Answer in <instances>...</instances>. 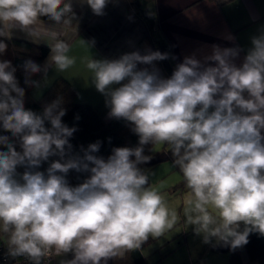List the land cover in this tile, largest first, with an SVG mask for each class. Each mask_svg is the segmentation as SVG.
Masks as SVG:
<instances>
[{
  "label": "clouds",
  "instance_id": "1",
  "mask_svg": "<svg viewBox=\"0 0 264 264\" xmlns=\"http://www.w3.org/2000/svg\"><path fill=\"white\" fill-rule=\"evenodd\" d=\"M79 2L103 16L112 0ZM42 18L49 22L43 31ZM77 19L73 0H0V56L14 31L46 43L50 54L43 66L32 59L21 65L24 85L40 89L51 69L62 73L76 63L54 29L75 21L77 31ZM241 51L212 45L202 59L185 56L169 77L156 62L170 54L159 50L88 59L109 118L126 121L138 137L137 146L114 147L107 158L97 155L100 141L74 152L70 140L77 129L62 120V98L39 113L26 109L17 68L0 59V232L6 255L30 264L69 254L60 264H108L172 230L178 213L140 167L152 159L145 155L148 145L171 153L188 190L184 223L203 243L234 251L252 233L264 237V30L251 37L238 64ZM40 74L41 80L33 79ZM71 171L88 175L73 186Z\"/></svg>",
  "mask_w": 264,
  "mask_h": 264
},
{
  "label": "crops",
  "instance_id": "2",
  "mask_svg": "<svg viewBox=\"0 0 264 264\" xmlns=\"http://www.w3.org/2000/svg\"><path fill=\"white\" fill-rule=\"evenodd\" d=\"M73 10L80 14L76 22L78 30L76 31L74 24L56 26L54 31L68 42L70 46L68 55L75 58L76 63L62 73L51 69L41 88H31L29 94L25 95V100L29 97L36 98L56 78L62 77L76 88V101L92 105L104 119H109V109L105 105V97L91 83V73L86 67L88 59H116L135 50L142 54L148 49L159 50L170 54L169 59L156 62L161 75L169 77L167 72L171 75L176 64L182 62L185 56L195 54L197 58L202 59L204 55L210 54L212 45H219L221 48L239 46L243 50L236 61L239 64L247 49L251 47V37L264 30V0H112L105 8L103 16L94 15L86 4L82 5L79 0H73ZM47 23L49 22L44 20V23L38 25L41 31ZM11 39L47 46L43 41L32 42L19 31H14ZM44 39L49 43L54 42L47 33L44 34ZM6 42L7 51L0 59L11 61L12 48L9 40ZM49 54L50 49L43 65ZM162 64L165 67H162ZM41 79L42 76L39 80ZM160 151L153 152L152 156L165 155L164 160L170 158L166 147ZM160 162L146 163L149 164L146 166L156 168ZM172 179L175 180L176 177ZM174 180L166 187L167 190L176 189ZM150 241L152 238L139 249L144 257L146 255L142 252V247ZM181 244L180 242L173 245L155 262L161 261L166 264L164 258ZM210 250L214 254H219L217 255L219 260L224 261L220 264H228L229 254L224 248L211 246ZM236 250L241 255L242 264H258L247 260L244 246ZM125 255L126 253L122 258ZM61 259H71V254L56 257V263L60 264ZM112 260H109L108 264H112ZM218 263L212 261L211 264Z\"/></svg>",
  "mask_w": 264,
  "mask_h": 264
},
{
  "label": "trees",
  "instance_id": "3",
  "mask_svg": "<svg viewBox=\"0 0 264 264\" xmlns=\"http://www.w3.org/2000/svg\"><path fill=\"white\" fill-rule=\"evenodd\" d=\"M76 17L79 18V12L73 10ZM46 20V18H42ZM78 20V19H77ZM75 21L71 25L73 26ZM12 48V64L17 68L16 76L22 87L24 85V73L21 65L32 59L43 66V61L49 53V48L45 45H37L30 42L10 39ZM162 67H165L162 64ZM165 69V68H164ZM170 76V74L167 72ZM43 74L33 77L39 80ZM31 87H26V94H29ZM58 97L64 101L63 106L66 109V115L62 118L63 122L69 127H76L70 142L73 145L74 152H79L81 146L87 147L91 143L101 142V148L97 155L107 158L114 147H135L138 144V137L130 130V125L124 120L115 118L104 119L101 114L90 104L79 103L76 101V88L62 77L56 78L48 88H46L38 98L29 97L25 100L26 109H31L37 113L43 110L44 105L51 103ZM7 134V133H5ZM10 135V134H9ZM151 145L145 146V155L153 154ZM82 154V153H81ZM52 159H56L53 157ZM144 165V164H143ZM143 165H140L142 168ZM45 163L41 171L47 168ZM143 169V168H142ZM23 171V169H19ZM87 173H76L71 171L68 174V181L75 186L81 183L87 176ZM249 242L244 245L246 258L249 262L264 264V237L257 233H252L248 238ZM214 245V244H213ZM213 248H224L228 252V264H242V258L237 250H231L227 246H213ZM112 264H149L146 257L142 256L139 249L127 252L124 258H114Z\"/></svg>",
  "mask_w": 264,
  "mask_h": 264
},
{
  "label": "rangeland",
  "instance_id": "4",
  "mask_svg": "<svg viewBox=\"0 0 264 264\" xmlns=\"http://www.w3.org/2000/svg\"><path fill=\"white\" fill-rule=\"evenodd\" d=\"M40 94L36 98H38ZM164 147L166 146H153V152H159L161 148L163 150ZM169 154L170 158L161 161L158 164L159 166H157L158 168H150L149 166H146L149 164H144L142 168L148 171L150 184L161 192L165 197L169 208L174 209L178 213L180 219L174 228L166 232L164 236L158 239H152V241L142 247V252L146 255V258H148L149 264H163L161 261L155 262L156 259L159 256L164 255L166 251L168 252V249L173 245L175 246L181 242L182 244L179 248H176L164 258L166 264H211L212 261L219 262L218 264H220V262L224 261H220L217 256L219 254H214L210 250L215 241H213V244L203 243L202 236L196 235L193 227L184 223L183 209L187 200L188 190L183 181H181L182 174L173 166V157L170 152ZM171 169L174 170L168 175H164ZM173 177H176V179H172ZM173 180L175 182L174 184H176V189L167 190L166 187ZM0 241H7L5 234L2 232H0Z\"/></svg>",
  "mask_w": 264,
  "mask_h": 264
},
{
  "label": "built area",
  "instance_id": "5",
  "mask_svg": "<svg viewBox=\"0 0 264 264\" xmlns=\"http://www.w3.org/2000/svg\"><path fill=\"white\" fill-rule=\"evenodd\" d=\"M7 241H0V264H30L28 260L23 257L12 259L6 255ZM44 264H57L56 257L46 260Z\"/></svg>",
  "mask_w": 264,
  "mask_h": 264
},
{
  "label": "water",
  "instance_id": "6",
  "mask_svg": "<svg viewBox=\"0 0 264 264\" xmlns=\"http://www.w3.org/2000/svg\"><path fill=\"white\" fill-rule=\"evenodd\" d=\"M164 158H165V155H159V156H157V157H152L151 161L148 162V163H149V164H155V163H157V162H159V161L164 160Z\"/></svg>",
  "mask_w": 264,
  "mask_h": 264
}]
</instances>
